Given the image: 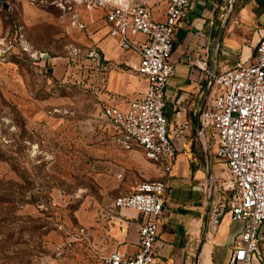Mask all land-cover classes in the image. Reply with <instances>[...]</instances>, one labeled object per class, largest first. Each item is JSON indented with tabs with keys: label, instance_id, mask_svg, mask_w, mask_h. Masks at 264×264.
<instances>
[{
	"label": "rangeland",
	"instance_id": "obj_1",
	"mask_svg": "<svg viewBox=\"0 0 264 264\" xmlns=\"http://www.w3.org/2000/svg\"><path fill=\"white\" fill-rule=\"evenodd\" d=\"M3 1L0 264H100L119 246L117 217H128L113 204L131 190L125 176L130 151L115 145L102 118L115 96L108 75L126 68L100 49L108 30L100 8H79L74 24L50 0ZM134 1L155 7L161 0ZM243 3L247 13L240 20ZM229 12L227 27L237 26L222 39L237 41L239 49L218 51L225 68L234 65L230 58L251 62L264 33V14L252 12L249 0H233ZM207 135L212 139L211 129ZM200 150L211 161V207L228 179L227 165L212 141L208 152Z\"/></svg>",
	"mask_w": 264,
	"mask_h": 264
},
{
	"label": "built area",
	"instance_id": "obj_2",
	"mask_svg": "<svg viewBox=\"0 0 264 264\" xmlns=\"http://www.w3.org/2000/svg\"><path fill=\"white\" fill-rule=\"evenodd\" d=\"M164 20L154 18L151 6L134 0H50L73 23L79 22V8L106 12L108 34L116 38L125 53L127 67L137 60L136 71L146 79L145 91L129 101L126 108L107 105L102 118L111 130L113 142L124 151L142 150L146 158L164 170L162 180L137 182L127 194L114 200V208L131 209L144 216L139 229V249L130 255L111 251L100 264H154L160 218L170 189L171 171L178 150L175 138H181L192 127L183 121L170 134L165 113L166 89L176 75L171 61L175 33L191 10V0H164ZM251 62L238 61L233 66L209 73L205 106L200 115V145L215 153L227 165L226 179L218 193V201L210 207L212 228L228 211L234 220L244 223L227 264H254L264 261V33ZM192 61V57H187ZM198 67H201L196 62ZM218 89H214V86ZM177 115L179 112H176ZM211 129L212 139L207 135ZM121 176V175H120ZM207 187L208 207L213 198L214 179ZM226 201V202H225Z\"/></svg>",
	"mask_w": 264,
	"mask_h": 264
},
{
	"label": "crops",
	"instance_id": "obj_3",
	"mask_svg": "<svg viewBox=\"0 0 264 264\" xmlns=\"http://www.w3.org/2000/svg\"><path fill=\"white\" fill-rule=\"evenodd\" d=\"M229 3H233V0H191L188 18L176 29L171 57L176 66V75L170 79L166 89L165 113L172 136L176 128L187 119L192 122V127L181 138L174 137L178 150L171 171L170 189L160 218L154 264H227L243 230L244 223L234 220L229 211L212 228L207 187L209 178L213 176L212 171L209 174L208 157L203 156L198 140L199 113L208 91L209 73H218L225 68L222 65L224 60L218 57V51L239 49L237 41L223 42L222 38L219 45H216L219 30L224 25V32L227 29L234 30L237 26L231 24L227 27L231 14H225V10ZM234 6L235 4L232 8ZM249 6L252 12L264 14V0H249ZM152 8L154 18L164 20L166 2L161 0ZM241 8L240 20L247 13L244 3ZM100 9L105 13L106 22V12ZM106 35L100 42L105 58L124 65L131 55L123 52L118 40L111 37L108 30ZM188 56L192 57L191 62L187 60ZM230 60L234 65L238 62L235 58ZM137 62L134 60L130 62L132 67L124 65L126 69L112 70L109 73L107 87L115 95L109 105L126 108L130 100L145 91L147 81L136 71ZM214 148L216 150L215 146ZM128 155L130 162L126 166L125 176L127 182H132L131 189L140 181L163 179L162 166L148 160L142 150L130 151ZM119 175L120 178L123 177V174ZM121 214L128 217H117V227L113 229V233L119 246L114 251L134 255L139 249V229L144 216L131 209L122 210ZM260 263L257 260L254 262Z\"/></svg>",
	"mask_w": 264,
	"mask_h": 264
},
{
	"label": "water",
	"instance_id": "obj_4",
	"mask_svg": "<svg viewBox=\"0 0 264 264\" xmlns=\"http://www.w3.org/2000/svg\"><path fill=\"white\" fill-rule=\"evenodd\" d=\"M2 4L4 5L5 8L8 7V4L6 2H4L3 0H2ZM224 29H225V25L219 30V33H218V36H217V39H216V45H219V43L221 41V38H222V35L224 33ZM204 106H205V101H204V103H203V105L201 107V110H200V113H199L200 115L202 113V110H203ZM198 127H199V130H201L202 125H201L200 118H199V121H198ZM207 157H208V165H209V174L211 175V167H210L211 161H210V158H209L208 155H207Z\"/></svg>",
	"mask_w": 264,
	"mask_h": 264
},
{
	"label": "trees",
	"instance_id": "obj_5",
	"mask_svg": "<svg viewBox=\"0 0 264 264\" xmlns=\"http://www.w3.org/2000/svg\"><path fill=\"white\" fill-rule=\"evenodd\" d=\"M256 53V49H254V51H253V54H255ZM228 206H227V208H226V211H228Z\"/></svg>",
	"mask_w": 264,
	"mask_h": 264
}]
</instances>
